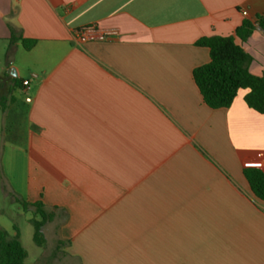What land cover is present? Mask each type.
<instances>
[{
	"label": "crops",
	"instance_id": "0c3cea01",
	"mask_svg": "<svg viewBox=\"0 0 264 264\" xmlns=\"http://www.w3.org/2000/svg\"><path fill=\"white\" fill-rule=\"evenodd\" d=\"M259 16L264 0H0L4 195L57 206L44 233L80 264H264L244 174L264 171V113L248 89L210 107L193 75L200 38L250 19L237 41L264 76ZM87 25L118 34L82 43Z\"/></svg>",
	"mask_w": 264,
	"mask_h": 264
},
{
	"label": "trees",
	"instance_id": "16d2710c",
	"mask_svg": "<svg viewBox=\"0 0 264 264\" xmlns=\"http://www.w3.org/2000/svg\"><path fill=\"white\" fill-rule=\"evenodd\" d=\"M258 24L264 27V17H258ZM255 23L245 19L243 24L228 36H205L197 41L198 45L210 50V61L194 69L195 81L205 102L212 108L230 107L241 89H248L244 99L247 105L260 113H264V76L253 74L249 65L252 56L238 43L237 37L247 40L255 29ZM25 48L30 49L35 40L24 39ZM253 193L264 200V171L257 167L244 169ZM24 210L32 209L34 216L30 222L34 226V241L39 246L46 245L45 225L52 221L57 206L48 208L40 199L35 202L20 198ZM11 236L0 229V264H25L28 252L20 240L18 228Z\"/></svg>",
	"mask_w": 264,
	"mask_h": 264
},
{
	"label": "rangeland",
	"instance_id": "374dc122",
	"mask_svg": "<svg viewBox=\"0 0 264 264\" xmlns=\"http://www.w3.org/2000/svg\"><path fill=\"white\" fill-rule=\"evenodd\" d=\"M4 137L2 129L0 127V140ZM1 142V141H0ZM7 154L5 153V158ZM5 173L9 170L7 160H4ZM3 168L0 158V229L7 231L13 236L16 231L14 227L18 228L20 233V240L28 252V257L25 264H80L77 259H70L67 256L66 251L56 247L57 235L54 228H50L48 231V239L45 246H39L33 238L34 226L30 222V218L34 216L33 210H24L21 203L14 199L15 194L4 195L2 192L3 187L6 186V177H3ZM47 236V233H46Z\"/></svg>",
	"mask_w": 264,
	"mask_h": 264
},
{
	"label": "built area",
	"instance_id": "2783aa9c",
	"mask_svg": "<svg viewBox=\"0 0 264 264\" xmlns=\"http://www.w3.org/2000/svg\"><path fill=\"white\" fill-rule=\"evenodd\" d=\"M243 14H247V10H243ZM116 34H118V30H106L96 25L83 26L77 30L78 40L82 43L89 41H103L108 39L109 36ZM37 78L38 74L36 72H32L29 77L23 79L22 84L24 87H28L30 83ZM27 99L31 100V98Z\"/></svg>",
	"mask_w": 264,
	"mask_h": 264
}]
</instances>
